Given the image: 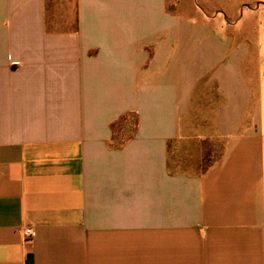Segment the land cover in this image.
Listing matches in <instances>:
<instances>
[{
	"label": "crops",
	"instance_id": "crops-1",
	"mask_svg": "<svg viewBox=\"0 0 264 264\" xmlns=\"http://www.w3.org/2000/svg\"><path fill=\"white\" fill-rule=\"evenodd\" d=\"M0 264H264V0H0Z\"/></svg>",
	"mask_w": 264,
	"mask_h": 264
},
{
	"label": "built area",
	"instance_id": "built-area-1",
	"mask_svg": "<svg viewBox=\"0 0 264 264\" xmlns=\"http://www.w3.org/2000/svg\"><path fill=\"white\" fill-rule=\"evenodd\" d=\"M31 234V230H26V235H30Z\"/></svg>",
	"mask_w": 264,
	"mask_h": 264
}]
</instances>
